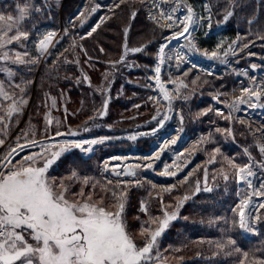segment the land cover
<instances>
[{
  "label": "rangeland",
  "instance_id": "1",
  "mask_svg": "<svg viewBox=\"0 0 264 264\" xmlns=\"http://www.w3.org/2000/svg\"><path fill=\"white\" fill-rule=\"evenodd\" d=\"M52 1L54 4L58 5L59 11V14L55 16V27L39 26L34 29V31H30L31 34H28L26 40L22 38L20 41H13L11 44L5 45L3 49H0V52H9V48L14 47L10 51V53H13L10 55L13 59L17 52L21 54L27 52L28 56L25 57L26 59H32L33 57L38 58L36 63L29 64L35 69L34 77L31 79L34 85L38 87L39 81L36 74L51 51L55 49L56 44L62 42L65 35L71 36L72 34L70 35L69 32L71 30L75 31L78 27L81 30V34L78 35V40L83 42L82 39H88L90 37L88 33L93 27L99 24V27L91 35L100 36L104 30H107V33L110 35L120 37L119 39L122 41V51L120 54L118 53L119 55H117V58L114 57L115 60L112 64L119 67V65L123 66L124 63V65L127 66L126 71L132 72L133 74L128 75V79L125 81L127 83H140L141 87L145 86L148 89L150 93L149 100L153 103V106L155 105L154 110L152 106L148 111L154 125L152 128L143 129L140 132L132 128L133 131L131 132L123 131L117 134L118 132H114L115 129L109 127L107 123H100L105 116L99 115V113L104 110L103 106L95 109L92 115L93 118L79 113L76 116H70L69 120L66 122L64 117L65 113L68 110L78 112V107L80 106V102L77 101L74 96L68 94L64 90L63 92L60 91L58 96L47 94L46 97L43 96V99L39 102V99L34 97L33 92L26 91V86L21 87L24 82L23 78H19V81L15 80L13 83H8V80H2V78H0V85L3 86V93L7 94L11 99H6L4 94H0V117H4L3 120H0V139L4 141L3 144H0V161H4V157L11 149H16V153L10 158L11 163L4 161V164H0V172H6L13 166H27V163L30 162H26L24 158L31 154L41 153L42 144L46 147L50 155L51 151L59 149L63 141L103 139V143L91 146V152L85 153L80 149H72L69 152L63 153L48 169L46 173L47 178L57 183L64 181L69 189L67 193V198L69 200L81 199L80 193L83 192L84 198L91 196L94 202L102 201L105 207L115 210L118 203L116 197L119 196L120 193L112 191L111 189H113V186L123 185L121 187L122 189L129 187L133 190L135 184L137 186L141 185V183L126 182V180H124L125 176L122 174L119 177L114 176L118 178L115 181L116 183L101 182L97 179L96 174H87L84 168L94 165L96 166V171L97 167H99L102 173L111 176V169L120 170L122 173L123 166L130 165L134 168L137 177H139V175L142 176L139 177L140 180L149 179L150 176L158 178L161 183L151 178L153 182L156 181V185L147 182L160 190L159 192H162L161 198L163 204H165V189H173L175 186L184 184L190 179H193L197 184L198 179L195 172L198 171L200 165H202L204 161H208V159L199 161L198 153H200V155L206 154V146H214L210 150L219 148V146H217L218 141L213 135H208L211 134L210 132H212V130L210 131V129H207V131H204V129L200 127L201 125H209L210 122L213 121H206L204 117L205 113L212 110L215 113H222L220 111V106L222 108L226 106L229 108L226 112L236 116L240 114V116L237 117L239 123L245 124L252 133L256 132V134H262L264 136V108L255 106L264 104V96H262L259 101L253 97L246 103L239 104L237 108L231 107V105L236 103V98L242 95V89L264 87V45L256 47V53H253L252 50L254 49H252V47L246 48L237 42L239 37L238 34H236L231 41L226 40V37H224L230 33L229 24H231V20L233 21V17L230 16L227 20H224V16L227 12H232L234 1H230L221 9V15H214V9L219 7L218 2L222 0H123V2H121V0ZM222 2L225 1L223 0ZM26 4L31 7L32 3L27 2ZM189 6L193 9L194 19L197 22L190 26V35L185 33V36L173 39L172 37L176 32L183 30L181 21L187 15V7ZM92 8H96V11L93 12ZM173 9H175V11H173ZM161 12L164 13L165 17L168 14L172 15L175 22L172 24L171 28L167 27L171 22L166 18H162ZM0 16L5 15L0 14ZM137 17L145 19L155 26L153 32L142 35L138 34L136 32V30H138L137 26L133 22L134 18L137 19ZM153 17H155V19H153ZM112 18L119 21V29L113 30L104 28L107 23L111 22ZM9 25H11V27H9ZM17 28L19 29V26L8 21L7 17L4 20H0V36L4 35L6 32L7 36L11 37L8 33L10 30H14L17 35ZM239 29L241 30L240 27ZM49 32L54 33L52 42L49 44L47 51L41 54L39 50V41ZM130 32L133 33L131 38L128 36ZM227 38H229V36ZM190 40L195 44L198 51L189 50ZM108 42L112 43V41ZM210 44H212V47H210ZM97 45L100 50L104 51L102 56L103 59L113 57L115 54L112 51H118L116 42L114 50H111L110 47L107 49L103 45L102 39L101 43L97 39ZM162 45L165 46L163 63H161L160 53ZM135 48H141L142 50L139 52L131 51ZM213 51L218 52V58L211 57ZM225 51L227 52V56L224 55ZM205 53H207V55H205ZM181 54L184 56V59L182 61L177 60L176 57ZM121 57H123V60H121ZM142 58H149L150 63H142L140 61ZM11 60L12 59H10V61ZM242 60H244L245 63L238 64V62H242ZM248 63H254L258 68L253 70L249 69ZM213 65L222 66V68L225 69L227 81H231L233 85L232 90L227 93L226 99L230 102L226 100V105L223 102V98H219L216 93H212V95L208 94L210 89L206 76L209 71L213 70ZM91 66L93 68L89 67V72L85 74V83L89 85L91 81V84L98 86V79L94 78L96 75L94 73L98 68L93 65ZM157 66L160 67V84L163 85V88L171 97V104H169L168 100L163 98L164 93L161 91L160 85L157 84V73L155 72ZM146 68L150 69L152 73L146 74L143 72L141 75L142 78L136 76L138 70ZM99 69L103 71L102 68ZM108 69L110 68H105L104 71H108ZM117 72V69H111L110 75L114 73L111 79L113 77L117 78ZM187 76L189 79H187ZM111 79L109 80V84L112 81ZM140 80L142 82H139ZM109 84L105 91L102 90V94L104 93L103 105L104 101L106 99L108 100L106 95H108V90L110 88ZM100 91L101 90H99V92ZM234 94H237V97ZM205 95L212 96V104H209V102L204 104L203 102L199 107L194 105L197 100L207 99ZM113 96H115V92ZM244 96L247 100V94H244ZM44 99L45 101L43 102ZM220 100L224 103L223 105H221ZM13 101H15L19 111L9 117L7 115V110ZM206 101H208V99ZM179 102L185 104L192 103V106H189L191 107L190 114L192 118H190V116V119L187 120V113L179 105ZM249 104L254 106L249 107ZM118 109L120 113L128 114V109ZM142 114L145 115L146 111ZM165 115L168 116L167 120H163ZM153 117H156V119H153ZM96 119L99 121H96ZM79 120L83 121V123L80 127L82 130H78V137L69 139L60 138L56 135L57 132H68V130L79 126L72 123L78 122ZM161 121H163L162 126L160 123ZM191 126L192 128L190 129ZM85 128L88 130L85 131ZM187 128L190 129L192 135L188 133ZM80 133L82 134L80 135ZM203 133L207 134L203 135ZM145 134L148 135L146 145L149 147L147 151L140 152L138 151V146L142 143L136 141L138 138H142L141 135ZM234 134L235 132L230 131V133L220 135L222 136V140L223 138H227V140H223L224 142L231 144L235 139ZM132 136L137 137L134 140L129 139V137ZM173 139H175V143H171ZM123 140L127 143H123ZM31 141H35V144L23 148L18 147V145H28ZM143 143H145V141H143ZM258 144L260 148L264 146V137ZM85 147H88V145H85ZM239 148H241L242 152H247L245 147L242 148L239 146ZM161 149H163V151H161ZM212 152H210V154ZM156 154H159V159H156ZM63 156H66L67 162L61 161L64 158ZM113 157H118L120 159H113ZM226 159L229 161L228 158ZM106 162L107 167H105ZM149 163L152 165L150 168L147 167ZM5 164L7 165L6 167L4 166ZM42 165L43 160L37 159L35 161L34 166ZM137 165H139V167H136ZM237 165L240 167L250 165L254 173V175L248 177L247 180H241L235 169V178L238 180L239 184L237 186L239 189H237L239 194L238 206L241 204V201L247 200L249 202L248 207L245 208L244 211L245 215L248 217L249 224L254 229L258 218L256 213L262 208L261 205H264V188L261 187V185L264 184V153H262L259 158L247 154L245 155V160ZM73 171L78 175L70 179ZM165 171L175 172L176 175H164L163 173ZM209 173H213V171H209ZM205 175L206 172L205 174L203 172L202 178L204 181L208 177L204 178ZM85 178L88 180V183H84ZM248 181H251V184H249ZM113 193H115L116 196H114ZM176 197L177 199L175 200L173 211H175L177 205L180 204L178 210L180 212L186 204L192 201L193 195L181 193ZM185 197L188 198L185 199ZM165 208L166 207H164V209ZM167 211L169 213L172 212L170 209ZM123 215L124 214H122V216ZM178 218L179 217L170 223H175ZM125 225L128 234L133 240L136 239V241L140 243H136L137 247H142L143 245L141 244H144L146 239L140 242L138 239L140 234H135L137 235L135 237V235L130 234L128 231L126 223ZM157 226L158 225L155 224V227ZM241 232L244 233V235L254 233V231L246 233L242 229ZM26 239H28L30 243H34L30 236L26 235ZM156 247H158L157 243L153 247L150 258L147 261L151 262L159 258L160 253L157 254L155 252L157 250Z\"/></svg>",
  "mask_w": 264,
  "mask_h": 264
},
{
  "label": "trees",
  "instance_id": "2",
  "mask_svg": "<svg viewBox=\"0 0 264 264\" xmlns=\"http://www.w3.org/2000/svg\"><path fill=\"white\" fill-rule=\"evenodd\" d=\"M71 1L74 2L75 0ZM222 1L218 2L219 7L214 9V15H221V9L230 1H234L232 7L233 15L231 16L233 21L231 20V24H229L230 33L226 36H229L227 40L231 41L238 34L240 38L238 37L237 42L241 46L252 47L254 49L252 52L256 53V47L264 45V0ZM27 2L32 3L31 7L26 4ZM19 8H27L25 19L17 25L20 31L31 34L30 31H34L39 26L55 27L56 25L55 16L59 14V11L58 5L54 4L52 0H0V14L5 15L3 16L5 18L11 16L15 20L19 16ZM141 17L143 18L142 15ZM135 18L133 22L137 26L138 30L136 32L138 34L153 32L155 26L150 22L142 18ZM119 25V21L112 18L111 22L107 23L104 28L116 30L119 29ZM8 33L11 36L16 35L14 30H10ZM69 33L72 35H65L62 42L56 44L55 49L51 51L39 68L36 74L39 81L38 87L34 85L31 79L34 77L35 69L29 64H15L12 60L0 61V78L8 80V83H13L15 80L19 81V78H23L24 82L21 87L26 86V91L33 92L34 97L38 98L39 102L47 94L58 96L60 91L63 92L65 90L80 102L78 112L68 110L65 113L64 117L67 122L70 116L73 117L79 113L93 118L92 115L95 109L103 106L104 93L102 94V90H106L109 80L114 74L111 73L110 75V71L111 69H117V78L113 77L111 79L108 95L105 94L109 102L106 114L100 123H107L109 127L115 129L114 132H118L117 134L123 131L131 132L133 131L132 128L137 132L152 128L154 122L148 111L153 106V103L149 100L150 93L148 89L145 86L141 87L140 83H127L125 81L128 79V75L133 74L126 71L127 66L124 63L123 66L119 65V67L112 64L115 60L114 57L117 58V55L122 51L120 37H114L107 33V30H104L100 36L93 34L88 39H82L83 42H80L78 40V35L81 34L79 27ZM132 34L130 32L128 36L131 38ZM97 39L100 43L102 39L103 45L107 49L110 47L111 50H114L116 42L118 51H112L115 54L113 57L103 59L104 51L98 48ZM108 41H112V43ZM12 48L14 47L9 48L10 55L13 54L12 52L10 53ZM251 60L253 61L252 58ZM140 61L144 64L150 63L149 58H142ZM241 63L244 64V60ZM91 65L98 68L94 73L96 74L94 78L98 79V86L91 84V81V85L85 83V74L89 72V67L93 68ZM99 68H102L103 71H100ZM105 68L110 69L104 71ZM143 72L146 74L152 73L150 69L146 68L138 70L136 76L141 77ZM187 79H189L188 76ZM139 82L142 81L140 80ZM228 83L229 81L227 85ZM99 90L101 91L99 92ZM114 92L115 96H113ZM201 103H203L202 99L197 100L194 105L199 107ZM137 105L139 107H136ZM179 105L186 111L187 120L192 118L190 114L191 107H189L190 105L192 106V103L179 102ZM118 108L128 109V114L120 113ZM144 111H146L145 115L142 114ZM224 115L212 114L210 111L205 113L206 121H213L209 125H201L200 127L204 131H207V129L212 130L211 134L208 135H213L218 141L217 146L219 148L217 149L219 151L217 149L210 150L214 146H206V154L200 155L198 153L199 161H204L205 159H208V161H204L198 171L195 172L198 179L197 184L193 179H190L184 184L175 186L171 191H165V204H163L161 198L162 192H159L160 190L148 183L151 182L156 185V181L160 182L158 178L151 176L149 179L142 178L143 180L139 179V177H142L141 175L139 177L136 175L125 176L124 180L126 182H139L141 185L136 186L135 184L133 190L129 187L122 189L123 185H114L113 189H111L120 194L122 192L126 193L123 219L130 234H140V237H138L140 242L145 239V236L141 235L142 225L148 227L151 218L162 219L164 210L170 209V211H173V206L177 199L176 196L179 194L189 193L193 195L192 201L190 203L187 202L188 204L180 212L178 211V220L175 223H170L165 232L158 237V247H156L157 250L155 252L157 254L160 253L159 258L151 262L146 261L147 263L145 264H253L255 260L264 259V207L260 208L256 213L258 218L254 226V233L244 235L238 224L239 194L237 186L239 184L235 178V168L233 167V164L237 165L244 161L247 154L259 158L262 153L258 143L264 136L256 134V132L252 133L245 124L237 122L234 126L235 139L231 144L224 142L223 140H227V138L222 140L220 135L228 133V122ZM96 121L99 120L96 119ZM72 123L79 126L68 130V132L82 130L80 127L83 121L79 120ZM190 129L187 128L188 133L192 135ZM193 129L195 130L194 127ZM218 129L220 131H217ZM206 134L203 133V135ZM147 138L137 139L136 142L142 143L138 146V151L145 152L148 150L149 146L146 145ZM122 142L127 143L125 140ZM239 146L245 147L247 152H242ZM210 152L212 153L210 154ZM63 157L61 161L67 162L66 156ZM84 170L87 174H96L97 179L101 182L116 183L115 181L118 179L112 174L111 177L109 174L108 176L102 173L99 167H97L96 171V166L94 165L87 166ZM209 171H213V173H209ZM203 172L204 174L206 172L204 178L208 176L205 181L202 178ZM225 175L228 177L227 180L224 179ZM151 178L156 181L153 182ZM197 187L200 189L198 192L196 191ZM205 189H211V191ZM142 203L147 207V212L141 211ZM164 207L166 208L164 209ZM234 221H237V223H234ZM155 228V224H151V229L154 230ZM229 238L235 240L236 244L228 245L227 241ZM134 241L138 243L136 239ZM218 243H223L225 246L219 248L217 247ZM237 248L239 251L235 250ZM244 253H248L247 257H245Z\"/></svg>",
  "mask_w": 264,
  "mask_h": 264
},
{
  "label": "snow or ice",
  "instance_id": "3",
  "mask_svg": "<svg viewBox=\"0 0 264 264\" xmlns=\"http://www.w3.org/2000/svg\"><path fill=\"white\" fill-rule=\"evenodd\" d=\"M92 11L95 12L96 8H92ZM18 12L19 16L15 20L11 16L7 17V20L15 25H19L25 19L27 8H19ZM232 15L233 12H227L224 20H227ZM161 17L171 22L167 25V27L171 28L175 22L172 15L168 14L165 17L164 13L161 12ZM4 19L5 17L0 16V20ZM196 22L193 9L190 6L187 7V15L181 21L183 30L176 32L172 38L185 36V33L190 35V26ZM249 22L251 23V21ZM98 27L99 24L93 27L88 35L90 36ZM17 32V35L11 37H8L6 32L0 36V49H3L5 45L11 44L13 41H20L22 38L26 40L28 38L27 32L19 31L18 28ZM53 35L54 33L49 32L39 41L41 54L47 51L49 44L52 42ZM164 47L162 45L160 49L161 63H163ZM141 50V48H135L131 51L139 52ZM189 50L198 51L191 40L189 41ZM218 55L216 51L211 53L212 58H218ZM224 55L227 56L226 51ZM27 56V52L23 54L17 52L13 59L8 51H3L0 52V61L12 59L13 63L21 65L36 63L38 58L25 59ZM176 59L182 61L184 56L182 54L178 55ZM121 60H123V57H121ZM252 67L255 68L256 66L253 65ZM155 72L157 73V84L160 85V89L164 93L163 98L171 104V97L159 81V66L156 67ZM0 94H4L2 85H0ZM244 94H247V100ZM4 95L6 99H10L7 94ZM262 96H264V87H257L255 89L244 88L242 89V95L236 98V103L231 105V107L237 108L239 104H244L253 97L259 101ZM108 102L107 99L104 101V110L99 113L100 116L106 114ZM248 106L253 107L254 105L249 104ZM255 106L264 108V104ZM136 107H139V105ZM18 111L19 108L15 101H13L7 110V115L10 117ZM3 119L4 117H0V120ZM153 119H156V117H153ZM167 119L168 116L165 115L163 120ZM160 123L162 126L163 121ZM87 130L85 128V131ZM217 131L220 130L218 129ZM56 135L59 136L62 133L57 132ZM69 135L74 136L76 133L69 131ZM135 138V136L129 137V139L133 140ZM103 142V139L63 141L59 149L51 151L50 155L42 144L41 153L31 154L24 158L26 162H30L27 163V166H13L6 172H0V264H145L150 258V253L156 245L158 237L165 232L170 222L177 218L180 204L171 213L164 210L162 219L151 218L148 227L142 225L141 235L145 236L146 242L142 247H137L136 242L126 230L125 221L122 216L126 193L122 192L116 197L118 203L115 210H112L105 207L102 201L94 202L91 196L84 198L83 192L80 193L81 199L69 200L67 198L69 189L64 181L57 183L56 181L49 180L46 176L48 169L63 153L69 152L72 149H80L88 153L92 151V145ZM3 143L4 141L0 139V144ZM171 143H175V139ZM31 144H35V141H31L28 145H18V147L23 148L31 146ZM85 145H88V147H85ZM217 151L219 150L217 149ZM260 151L264 153V146L261 147ZM15 153L16 149H11L4 157V161L11 163L10 158ZM37 159L43 160L42 166H34ZM113 159L120 158L113 157ZM156 159H159V154H156ZM4 161H0V164H4ZM4 166L6 167L7 165L5 164ZM105 167H107V162ZM136 167H139V165ZM147 167L150 168L152 165L149 163ZM233 167L236 169L237 175L241 180H247L248 177L254 175L250 165L240 167L233 164ZM121 174L135 176L136 172L134 168L128 167L124 169L123 173L116 172L117 176ZM163 174L176 175L175 172L168 171H165ZM77 175L73 171L70 179L75 178ZM227 178L225 175L224 179L227 180ZM84 183H88L86 178ZM248 183L251 184V181H248ZM261 187L264 188V184ZM205 190L211 191V189ZM165 191H171V189H165ZM196 191H200L199 187H197ZM113 195L116 196L115 193ZM187 198L185 197V199ZM248 203L247 200H244L238 206V224L244 232L251 233L254 229L249 224L248 217L244 211L248 207ZM261 207H264V205H261ZM141 211H148L143 203ZM234 223H237V221H234ZM151 224H157L158 226L152 230ZM26 235L30 236L34 243H30L26 239ZM227 244L235 245L236 241L229 238ZM224 246L223 243L217 244L219 248H223ZM235 250L239 251L238 248ZM244 255L247 257L248 253H244ZM253 264H264V259L255 260Z\"/></svg>",
  "mask_w": 264,
  "mask_h": 264
},
{
  "label": "flooded vegetation",
  "instance_id": "4",
  "mask_svg": "<svg viewBox=\"0 0 264 264\" xmlns=\"http://www.w3.org/2000/svg\"><path fill=\"white\" fill-rule=\"evenodd\" d=\"M224 37H226V35ZM226 40H227V37H226ZM210 47H212V44H210ZM238 64H242L241 61H239ZM248 68H249V63H248ZM257 68H258V66H257ZM206 80L208 82L209 89H210V92L208 94L212 95V93H216L219 98H223V102L226 105L227 93L230 90H232L233 85H232L231 81L227 85L228 81L226 78L225 69L222 68V66L213 65V70L208 72V74L206 76ZM210 95H205V98L208 99V101H206L207 99L203 100V102L205 104H207L206 102H209V104H212L213 100H212V96H210ZM235 96L237 97V94ZM223 102H222V100H220L221 105L224 104ZM227 102H230V101L227 100ZM219 106H220V104H219ZM215 108H216V106H215ZM220 108H221L220 111L222 113H215L213 110L210 112L212 114H216V115L225 114L224 116L228 122L227 132L228 133H230V131L235 132L234 126H235V124H237V122H238L237 117L240 116V114H238V116H236L234 114H230L229 112H226L229 109L226 106L224 108H222L220 106ZM238 113H240V112H238ZM229 128H230V130H229Z\"/></svg>",
  "mask_w": 264,
  "mask_h": 264
},
{
  "label": "water",
  "instance_id": "5",
  "mask_svg": "<svg viewBox=\"0 0 264 264\" xmlns=\"http://www.w3.org/2000/svg\"><path fill=\"white\" fill-rule=\"evenodd\" d=\"M257 67V66H256ZM251 68H253L252 66H251ZM71 132H75L76 133V135H69V132L67 133V132H63L62 133V135H59V137L61 138V137H63V138H69V139H71V138H76V137H78L79 136V133H78V131L77 130H73V131H71ZM128 167H131L130 165H126L125 167H124V169L125 168H128ZM124 169H123V172H124ZM116 172H117V170H110V173L112 174V175H114V176H116V177H119V176H117L116 175ZM124 176H130V175H125V174H123Z\"/></svg>",
  "mask_w": 264,
  "mask_h": 264
}]
</instances>
